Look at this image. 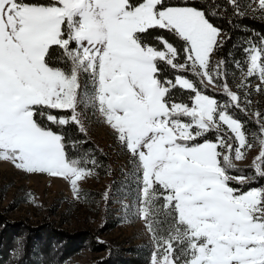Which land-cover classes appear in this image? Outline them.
I'll use <instances>...</instances> for the list:
<instances>
[{
    "label": "snow or ice",
    "instance_id": "snow-or-ice-1",
    "mask_svg": "<svg viewBox=\"0 0 264 264\" xmlns=\"http://www.w3.org/2000/svg\"><path fill=\"white\" fill-rule=\"evenodd\" d=\"M220 7L264 19V0L212 5ZM218 14L166 0H0V160L62 178L79 199L97 160L87 149L70 155L76 141L53 126L86 137L80 108L91 105L136 165L149 264H264V187L243 191L232 183L248 176L231 174L258 138L252 172L264 179V113H249L247 79L258 77L264 92V34L242 47L234 67L245 79L233 91L226 61L212 59L223 46L209 18ZM237 111L254 115L256 128Z\"/></svg>",
    "mask_w": 264,
    "mask_h": 264
},
{
    "label": "rangeland",
    "instance_id": "rangeland-1",
    "mask_svg": "<svg viewBox=\"0 0 264 264\" xmlns=\"http://www.w3.org/2000/svg\"><path fill=\"white\" fill-rule=\"evenodd\" d=\"M252 8L255 9L256 5L252 4ZM220 39H223V34ZM244 79L241 75L237 82L232 83V90L238 91L237 85ZM247 79L251 81L249 113H262L264 92L255 91L260 81L256 76ZM84 84L82 78V89ZM206 86L220 90L212 84ZM80 111L87 138L108 155L114 177L94 171L90 178L79 182L80 198L77 199L70 183L64 179L47 174H28L15 168L11 162L0 160V218L12 225L19 224L28 231L17 241L16 259L21 256L28 235H33L34 230H48L58 235L62 233L67 241H80L63 261V252L60 251V264H106L108 261L118 264L117 257H134L135 252L146 256L149 264L154 244L136 208L139 182L134 174L136 165L133 157L118 141L114 130L106 124L97 108L81 106ZM261 150L257 138L247 158L234 161L235 166L254 167L255 157ZM3 228L4 225L0 224V233ZM64 244L57 238L52 243L57 251Z\"/></svg>",
    "mask_w": 264,
    "mask_h": 264
},
{
    "label": "trees",
    "instance_id": "trees-1",
    "mask_svg": "<svg viewBox=\"0 0 264 264\" xmlns=\"http://www.w3.org/2000/svg\"><path fill=\"white\" fill-rule=\"evenodd\" d=\"M241 4H245L248 0H240ZM166 3L171 5H183L187 4L188 6L196 7L198 9H205L206 14L209 11H218V16H209L211 22L215 26L222 30L223 34V46L220 47L214 54L213 59L215 62L221 60L226 61L227 68V82L231 86L232 83H235L239 80L242 73L239 69L234 67L235 61L244 60V52L242 47L246 42L252 39H258L261 34H264V19H261L259 15H253L249 13L247 17L239 18L236 15L232 14V9L228 7L226 10L223 7L219 9H213L212 5H223L225 0H166ZM154 33L161 32V34L167 36L169 40H174L171 34L163 32L162 30H152ZM244 70L246 65H243ZM166 68V66H165ZM173 70L166 68L165 75L169 78L172 77ZM188 76L189 79L194 81L197 80L191 73H184ZM198 82V81H197ZM206 94L215 96L220 100L226 99L224 95V89L220 86H217L220 90L216 91L213 88L206 86ZM178 96L181 99H185L188 95L186 91L177 90ZM264 113V110L263 112ZM241 120L246 124V127L249 129H255L256 124L254 123L256 118H251L245 113L237 111L235 113ZM53 130L61 131L65 133L66 138L71 143L76 141L73 148L70 150L69 154H81L83 150L87 149L88 153L97 160V166L94 168V171L97 173L114 177V171L110 164V159L108 155L100 151L92 142L89 141L87 136L77 131V128L74 125H69L66 128L57 129L53 126ZM208 138H214V133H209ZM86 140L87 143L83 141ZM236 169L241 170L239 172L232 171V175H246L248 180L245 184L240 185L235 182L232 183V186L241 188V190L246 191L249 188H261L264 187V179L253 175L251 166L240 167L235 166ZM0 224L4 225L0 233V264H60L61 257L60 251L62 254V261L67 255L71 254L75 249L74 246L79 244L78 240L67 241L65 236L61 234H54L48 230L37 231L34 230V234L28 235L25 241V248L21 256L16 259V254L18 250L17 241L19 238L27 234V230L24 227H20L19 224L12 225L7 223L2 217L0 218ZM65 242L62 248L55 249L52 245L54 239ZM67 242H66V241ZM24 242V241H23ZM115 256V255H114ZM113 256V257H114ZM134 257H117L118 264H148V259L144 255H139L136 252L133 254ZM60 257V258H59ZM146 257V258H145ZM110 264V261L106 262ZM116 264V263H112Z\"/></svg>",
    "mask_w": 264,
    "mask_h": 264
}]
</instances>
